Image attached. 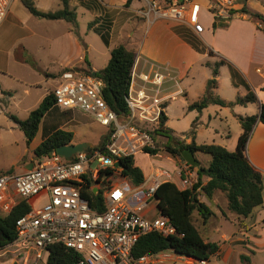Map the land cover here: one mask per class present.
<instances>
[{
    "label": "built area",
    "instance_id": "built-area-1",
    "mask_svg": "<svg viewBox=\"0 0 264 264\" xmlns=\"http://www.w3.org/2000/svg\"><path fill=\"white\" fill-rule=\"evenodd\" d=\"M14 1L0 0V25ZM237 2L145 0L140 13L147 22L164 20L191 27L200 35L205 29L199 19L203 9L210 13L213 22L226 25L244 14L233 11ZM140 61L136 56L131 71L127 115H118L108 106L100 78L72 69L63 72L60 83L52 90L55 106L91 116L108 128V141L104 150L90 147L70 159L54 151L37 158L24 173L0 175V216L8 214L20 201L30 206V211L16 221L15 240L0 249H14L12 258L3 264H47L54 246L76 253L77 264H156L173 252L139 258L132 255L139 239L148 233L176 234L170 219L157 207L156 192L168 180L162 182L158 170L132 187L121 175L122 167L116 166L122 157H134L146 148L155 149L156 140L151 132L160 128L166 103L183 94L182 90L172 95L164 93L165 83L175 82L167 74L168 65L144 62L140 70ZM186 167L191 166L186 163ZM184 175L180 185L184 190L191 189L194 172ZM85 191L101 193L103 210L89 205L83 197ZM152 200L155 203L149 206ZM152 210H156V216L149 218ZM195 261L189 259L190 264ZM196 263L205 264V261Z\"/></svg>",
    "mask_w": 264,
    "mask_h": 264
},
{
    "label": "crops",
    "instance_id": "crops-1",
    "mask_svg": "<svg viewBox=\"0 0 264 264\" xmlns=\"http://www.w3.org/2000/svg\"><path fill=\"white\" fill-rule=\"evenodd\" d=\"M19 2L20 0L13 2L7 18L0 25V76L2 77L12 75L9 71L11 59L18 66L38 61L34 49V38L39 35L35 27L37 22H33L30 26L32 18L29 19L24 13L15 11L19 9ZM126 2L127 0H79V5L85 9L88 8L94 14L96 24L91 29L94 33L101 38L95 29L99 24H103L110 30L108 44L103 42L109 55L107 62L110 60L111 50L123 45L140 58V70L144 68V62L162 67L168 65L167 74L174 78L175 82L168 80L163 87L164 93L172 95L182 90L183 94L166 103L165 126L168 128L170 105L178 97H184L181 98L180 116L186 120L189 131L194 125L195 133L210 130L214 136L208 144L205 141H198L195 133L193 136L183 137L171 130L172 134L188 144L194 141L197 145H218L228 151H234L242 133L238 116L259 115L260 106L264 104V30L251 19L249 14L233 18L223 27L214 29L212 16L203 9L199 18L200 22L203 23L202 15L204 14L209 16L210 22L208 25L203 23L204 32L198 35L191 27L184 25L164 20L147 22L140 13L145 0H132L128 6ZM32 4L42 12H56L63 8L61 0H34ZM245 5L248 11L264 17V0H246ZM69 6L76 12L75 3L71 0H69ZM34 18L46 21L42 24L46 29L59 30L54 33L57 35H52V38L48 39L52 63L56 61L61 70L97 71L93 60L88 59L94 48L75 34L72 23L64 19L47 20L36 16ZM178 26L189 29L200 50L176 32ZM209 51H212V55ZM221 61L226 63L218 69L217 86L211 90L210 96L224 101L227 105L220 106L210 102L208 105L217 106L210 108L207 105L201 111L190 110V105L202 101L207 95V84L213 78V68ZM230 66L239 74L236 84L233 83ZM148 68V65H145V70ZM195 71L201 72L199 80H196ZM227 72L229 84L222 82L221 78ZM55 76V73L48 71L47 77ZM247 86L256 94L258 102L237 104V98L247 95ZM1 92L6 94L5 91ZM46 95L47 92L43 99ZM217 137L228 143H217L215 139ZM40 143L41 140L37 144ZM246 154L252 165L262 173L264 187V124L258 122L255 125L247 144ZM143 173L147 176L150 170ZM174 183L179 189L184 190L177 179ZM200 200L209 206L214 215L207 223H203L197 213L193 218H199L198 227L204 239L218 243L220 246L218 254L209 261H205V264H264V202L250 217L238 218L228 210L227 199L220 191H217L210 201L204 196H200ZM160 259L156 264H190L189 259L193 258L179 256L172 252L169 253V257ZM196 261L195 264H197Z\"/></svg>",
    "mask_w": 264,
    "mask_h": 264
},
{
    "label": "trees",
    "instance_id": "trees-1",
    "mask_svg": "<svg viewBox=\"0 0 264 264\" xmlns=\"http://www.w3.org/2000/svg\"><path fill=\"white\" fill-rule=\"evenodd\" d=\"M237 1L236 9L233 11H239L246 15L249 14L251 19L261 24V29L264 30V17L261 14L248 11L245 5L246 0ZM61 2L63 8L56 12L39 11L28 0H24L23 4L33 16L47 20L64 19L72 24H76L77 14L74 10L70 9L69 0H61ZM131 2L132 0H127L126 5H130ZM93 25L94 22L90 25L91 29ZM223 26L215 22L213 23L214 29ZM95 29L107 45L109 34L97 28ZM176 32L191 42L196 49L200 50L196 46L194 37L189 29L181 26L176 28ZM209 54L212 55V51H209ZM135 58L136 55L133 52L127 50L123 45H119L111 50L110 60L103 70L94 72L90 69H78V71L84 74H90L102 80L103 97L108 106L118 115H127L129 113L126 98ZM225 63V61H221L214 66L213 78L207 84V95L202 101L190 105V110L196 109L201 111L210 102L220 106L227 105L224 101L213 99L210 96L211 90L217 86L218 69ZM230 68L233 83L236 84L239 74L231 66ZM69 70L71 69L65 70V72ZM255 102H258L257 96L249 87L247 95L236 100V103L241 105ZM54 106L55 101L51 92L44 97L35 110L30 112L27 119L18 122L20 129L26 136L28 144L37 135L43 117ZM63 113L66 114L68 112L64 111ZM238 120L242 126V133L238 138L236 149L228 151L226 148L218 145H197L194 141L189 144L186 143L181 138L174 136L172 131L165 126L167 117L164 113L162 114L160 128L151 132V134L156 140L161 138L167 140L164 147L169 154L178 156L183 160L181 156L182 151L191 149L195 157L197 154H205L210 159L204 164L200 162L201 165L196 171L197 181L191 189L181 190L173 182H164L159 186L156 192L158 210L162 215L170 219L176 229V234L163 236L157 232H151L142 236L133 249L132 255L134 257L152 256L170 250L179 256L193 258L197 261H209L213 256L217 255L220 250L219 244L206 241L193 218L194 214L197 213L202 222L207 223L214 215L209 206L200 200V196H204L210 201L217 191L222 192L227 199L228 210L238 218L250 217L256 208L263 205V175L252 165L246 151L255 125L258 122L264 124V104L260 106L259 115L238 116ZM194 133L193 125L190 134L193 136ZM73 137L74 134L72 132L56 127L34 149V154L38 158L49 155L59 147L72 144ZM107 141L108 135L103 139L99 148L104 150ZM158 151V149H145V152L152 155L157 154ZM120 161L122 162L121 175L129 185L132 187L140 185L144 180V173L136 164L134 157H122ZM191 168L194 169L195 167ZM5 173L10 172L2 171L0 175ZM86 189H88V185ZM83 197L92 208L103 210L101 193L94 194L93 192L85 191ZM28 211H30V206L26 202L20 201L8 214L0 216V249H3L15 240L17 235L15 228L16 221ZM77 262L78 256L76 253L61 246H54L47 264H77Z\"/></svg>",
    "mask_w": 264,
    "mask_h": 264
},
{
    "label": "rangeland",
    "instance_id": "rangeland-1",
    "mask_svg": "<svg viewBox=\"0 0 264 264\" xmlns=\"http://www.w3.org/2000/svg\"><path fill=\"white\" fill-rule=\"evenodd\" d=\"M23 1L20 0L18 3L19 9L15 11L17 13H24L29 19L31 17L33 21L30 22V26L33 22H37L35 27L39 35L34 38V49L36 50V60L38 61L29 62V65L18 66L11 59L9 62V71H11L12 75L0 76V82L2 83L0 84V172L9 171L16 174L24 173L32 168L34 161L38 158L34 154V149L38 146L37 143L40 140L42 142L56 127L74 134L72 144L86 142L91 144V148H99V145L109 133L108 128L102 126L87 114L77 110L67 111L68 113L64 114L63 109L54 106L43 117L35 138L30 144L27 143L26 136L20 129L18 122L25 120L29 113L39 106L46 92L47 94L52 92L60 83L59 79L65 70H61L59 65L56 64V61L52 63L53 58L49 55L50 41L48 39L52 38V35H57L54 33L59 30L51 31L44 28L42 24H45L46 21L30 15ZM28 1L32 3L34 0ZM71 1L75 3L74 7H76L77 14L76 24H72L75 34L94 48L88 59L93 60V65L97 71L102 70L106 66V63H108L109 55L101 38L90 28L91 23L95 19L94 14L88 8L85 9L79 5V0ZM202 22L206 25L209 24L210 18L207 14L202 15ZM94 24L96 23L94 22ZM96 27L98 30L107 32L110 35V30L106 26H103V24L96 25ZM48 71L55 73L56 76L47 77ZM194 74L196 80H199L201 72L195 71ZM221 78L222 82L224 81L225 84L226 82L229 84L228 72L223 74ZM1 91H5L6 94H2ZM181 98L184 97H178L170 105L168 128L177 135L187 137L191 136V134L186 120L180 116L182 108ZM217 105L209 104L208 107L215 108ZM196 135L198 141H205L208 144L214 136L210 130L196 132L195 137ZM215 139L217 143L227 142L225 140L221 141L222 139L218 137ZM166 142L165 138L155 141L154 148L159 150L155 155L149 154L150 157L145 156V158L144 155L147 153L143 151L142 154L139 153L134 156L136 164L141 168L142 172H146L149 169L151 173H156L159 170L158 175L160 176L162 174L160 177L162 182L168 180V182L174 183V180L177 179L180 183V178L181 176L185 177V172H194V175H192L194 184L197 181V168L192 169V166L187 168L184 160L178 156L169 154L164 147ZM196 157L203 164L210 159L205 154H197ZM218 200L221 202V199L218 198ZM154 203L155 200H152L149 206H152ZM155 212L156 210H152L149 213V218L155 217ZM198 219V217L196 219L194 218L197 226L199 225ZM13 250L7 249L0 251V264L7 263L12 258L10 255L14 253L12 252ZM19 264L24 263L21 262Z\"/></svg>",
    "mask_w": 264,
    "mask_h": 264
},
{
    "label": "water",
    "instance_id": "water-1",
    "mask_svg": "<svg viewBox=\"0 0 264 264\" xmlns=\"http://www.w3.org/2000/svg\"><path fill=\"white\" fill-rule=\"evenodd\" d=\"M91 147L90 143L82 142L77 144H70L66 146L59 147L56 151L59 155L63 156L66 159H70L74 154L78 152L86 151ZM181 156L183 160L190 166L199 168L200 162L196 159L195 154L191 149H185L182 151ZM117 167H122V162L119 161L116 164Z\"/></svg>",
    "mask_w": 264,
    "mask_h": 264
}]
</instances>
